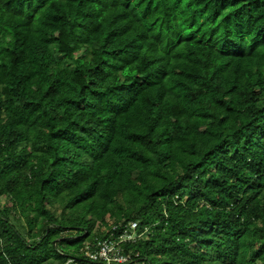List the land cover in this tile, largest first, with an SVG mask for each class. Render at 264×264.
Masks as SVG:
<instances>
[{
  "label": "trees",
  "instance_id": "obj_1",
  "mask_svg": "<svg viewBox=\"0 0 264 264\" xmlns=\"http://www.w3.org/2000/svg\"><path fill=\"white\" fill-rule=\"evenodd\" d=\"M104 241L264 264V0H0V264Z\"/></svg>",
  "mask_w": 264,
  "mask_h": 264
},
{
  "label": "built area",
  "instance_id": "obj_2",
  "mask_svg": "<svg viewBox=\"0 0 264 264\" xmlns=\"http://www.w3.org/2000/svg\"><path fill=\"white\" fill-rule=\"evenodd\" d=\"M135 227H136V224H134V223L130 224L131 230H134ZM130 239H132L131 236H130ZM99 247H100V249H99L98 256L101 260H103L107 264H110V263L122 264V263L126 262L127 257H124L121 254H119V249L117 247L116 242L104 241L102 243H99Z\"/></svg>",
  "mask_w": 264,
  "mask_h": 264
},
{
  "label": "clouds",
  "instance_id": "obj_3",
  "mask_svg": "<svg viewBox=\"0 0 264 264\" xmlns=\"http://www.w3.org/2000/svg\"><path fill=\"white\" fill-rule=\"evenodd\" d=\"M134 224H135V223H134ZM135 228H136V227H135ZM134 230H135V229H134ZM134 230H133V231H134Z\"/></svg>",
  "mask_w": 264,
  "mask_h": 264
}]
</instances>
